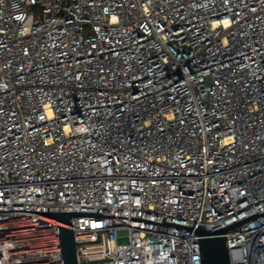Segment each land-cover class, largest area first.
<instances>
[{"label":"built area","instance_id":"1","mask_svg":"<svg viewBox=\"0 0 264 264\" xmlns=\"http://www.w3.org/2000/svg\"><path fill=\"white\" fill-rule=\"evenodd\" d=\"M48 207L210 232L263 212L264 0H0V264H63ZM72 223L78 264H202L197 232ZM226 235L264 264V214Z\"/></svg>","mask_w":264,"mask_h":264},{"label":"water","instance_id":"2","mask_svg":"<svg viewBox=\"0 0 264 264\" xmlns=\"http://www.w3.org/2000/svg\"><path fill=\"white\" fill-rule=\"evenodd\" d=\"M37 213H38L39 224L49 223V222L57 223L63 264H78L76 242H75L73 223H72V220L77 216L133 218V219L143 220L147 222H152L156 224L197 232L202 264H231L230 250L228 248L227 235H226L227 230L243 222H246L250 219H253L257 216L264 214V211L261 213L256 212L250 216L235 221L231 224H228L212 232L206 230L202 224H199L197 227L192 225H183V224L165 221L166 218L165 216L162 222H158L151 219H146L136 216L103 214L99 208H97V212H93V211H49V207H48V211H37Z\"/></svg>","mask_w":264,"mask_h":264},{"label":"rangeland","instance_id":"3","mask_svg":"<svg viewBox=\"0 0 264 264\" xmlns=\"http://www.w3.org/2000/svg\"><path fill=\"white\" fill-rule=\"evenodd\" d=\"M118 241H119L120 244L124 243V242L127 241V237L126 236L119 237Z\"/></svg>","mask_w":264,"mask_h":264}]
</instances>
